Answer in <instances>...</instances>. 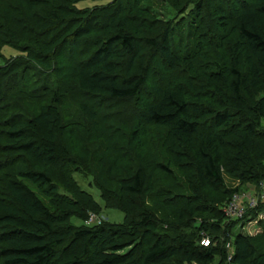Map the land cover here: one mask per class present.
<instances>
[{"label":"trees","instance_id":"1","mask_svg":"<svg viewBox=\"0 0 264 264\" xmlns=\"http://www.w3.org/2000/svg\"><path fill=\"white\" fill-rule=\"evenodd\" d=\"M79 1L0 0V138L5 141L0 151L11 155L6 160L13 169L0 173V264H212L225 259L228 243L231 264H264V220L244 222L243 232L222 210L238 191L226 185L224 173L241 182L264 178V0H165L174 15L159 28L157 17H147L150 12L136 14L141 0L131 5L135 15L124 13L128 6L121 0L91 11L77 7ZM40 3L44 7L38 9ZM177 14L189 16L188 29L196 27L197 18L210 22L216 28L211 41L204 37L183 53ZM203 44L214 48L209 64L202 62L209 69L187 75L192 59L206 53ZM4 46L23 56L5 58ZM223 49L228 60L218 54ZM28 63L43 70L38 87L25 81ZM160 70L186 80H153L151 74ZM70 81L76 95L90 100L80 111L93 127L99 109L126 100L135 101L122 116L134 124L127 143L141 148L147 126H164L173 158L156 169L179 181L181 166L189 162L185 183L177 186L181 192L168 195L171 191L161 186L165 195L159 202L144 164L122 168L118 197L122 201L123 193L131 194L139 204L127 208L100 184L106 203L122 204L126 217L120 224L87 223L89 210L98 205L67 182L65 190L79 196L69 198L54 182L80 163L78 155V161L71 159L75 132L65 129L59 109ZM19 98L42 103L27 112ZM15 107L20 111H12ZM117 113L114 108L105 114ZM28 129L41 151L24 140ZM56 151L65 158L60 163ZM166 199L175 206L166 208ZM258 210L264 214V202ZM73 217L81 223H73ZM79 242V255L64 253Z\"/></svg>","mask_w":264,"mask_h":264},{"label":"rangeland","instance_id":"2","mask_svg":"<svg viewBox=\"0 0 264 264\" xmlns=\"http://www.w3.org/2000/svg\"><path fill=\"white\" fill-rule=\"evenodd\" d=\"M113 0H81L79 2H75L77 7L83 8L88 7V11H91V8H97V7H105L108 3L112 2ZM125 5H127V9L124 13L135 15V12L132 9V4L135 0H121ZM128 1V2H127ZM129 4V5H128ZM109 5V4H108ZM137 5V10H139L141 13L137 12V15H140L141 17H144V13H149L147 17L150 19H153L154 17H157L156 20V26L157 28L161 27L163 25V21L169 19V15H174V13L169 11L166 8V2L165 0H141ZM206 5H208L206 3ZM44 7L43 4L40 3V7ZM93 8V9H94ZM224 8L226 10H229V6L227 3L224 4ZM207 10L205 11L206 15ZM204 14V13H203ZM183 14H177L176 17L179 19L178 25L183 28L180 35L183 36L182 40V48L183 53H186L187 50L190 47H195L199 42H202L204 37L205 41L206 39L211 41L212 37L211 34H213L216 31L215 26H213L210 22L205 24L204 22H201V18L199 20L198 24L194 28L188 29V24L190 22L189 16H185L184 18L182 16ZM95 35L98 32H94ZM179 34V33H178ZM209 35V36H206ZM209 38V39H208ZM22 44L26 42V44L29 42L28 40L24 42V40H21ZM205 43V42H203ZM211 43V42H210ZM25 44V45H26ZM213 46V43H211ZM209 45H205L206 47V53L203 57L196 56L192 59V69L187 75H193L192 71H197L199 73H203L204 70H208L210 66H204L202 65V62L208 63L211 61L208 58V54H210L211 51H213V47H209ZM202 45V46H203ZM1 53L5 58H9L11 56H15L14 58L22 57L23 54L19 52L18 50H15L14 48H11L9 46H4L1 50ZM219 55H221L226 60L229 59L228 52L223 49V51L218 52ZM13 59V58H11ZM208 59V60H207ZM4 63V60L2 57H0V65ZM207 64V65H208ZM185 74V72H184ZM23 75L25 78L26 83H29L30 85H33L34 87H38V83H40L43 79V70L35 66L34 64H26V67L23 71ZM199 75V74H196ZM151 77L153 80H160L161 78H165L166 81H169L170 83H177V82H183L186 79L182 77H178L175 73H169L167 72H160L151 74ZM74 81H70L68 84L67 89V96L64 98L63 102L60 105V111L62 115V119L65 122L64 126L65 129L71 128L75 132V142H76V148L73 150L75 154L71 159L74 161H78L75 155L79 156L80 163H78L77 166H75L71 172L66 174H60L59 177L54 178L55 184L58 185L59 190L61 192L65 191L68 193L69 198H74L77 200L79 196H76L73 192H67L65 190V183L68 185H72L74 189H77L79 191L87 193L91 199L98 205L95 210H89L88 212V218L91 216L98 217L100 219H104L105 221L112 223V224H120L124 221L126 214L123 212V205L118 204L117 202H124L127 204H131L130 206L134 207L139 204L140 199L137 198L134 195L127 194V193H121L122 194V201L120 200V197H118V194L120 192L118 183L116 182L118 172H120L123 169L131 168L133 169L135 166L144 164L146 167L147 174L150 178L151 182V188L152 191L156 194H160V196L157 197V200L162 201L165 195V192L160 193V187H166L171 192L168 195L175 194L178 192H181V190L178 189V183H185L184 180L186 179V175H188L191 166L189 165V162H184L181 166L182 170V180H175L171 175H165L161 171L156 169V165L161 162L162 160H167L170 158H173V152L170 149V145L165 141V130L166 128L164 126L160 125H154V126H147L145 135L143 136V145L141 148L135 147L134 142H128L129 139V133L131 131V128L134 124L130 122L129 118L124 119L122 116L125 114L127 115L132 111L133 105L135 101H118L117 106L110 108H104L99 109L97 112L98 116L96 120L94 121L95 125L94 127L90 123L86 116L80 111V104L81 103H91L89 99L84 98L83 96H78L75 94L74 89ZM193 91V90H192ZM145 92H149V88L145 89ZM145 94V93H144ZM19 102L22 104L21 107L25 109V111H29L33 109L34 107L39 106L42 103V100H37L34 98H29L26 101H22V99L19 98ZM116 109L119 111L117 114H113V117H111V114H105L110 113L113 109ZM19 108L15 107L12 111H18ZM20 111V110H19ZM103 112V114H102ZM121 113L120 117H117L118 114ZM115 115V116H114ZM122 118V119H121ZM131 118V116H130ZM93 131H95V134H97L95 137L93 136ZM32 134V129H28V132L25 133V141L32 140L31 143V149L36 150L37 152L41 151L42 145L39 142H34L32 138L34 136ZM31 135V136H30ZM92 137V138H91ZM24 142V141H23ZM5 144L4 139L0 138V146H3ZM87 144V146H85ZM86 147H88L86 149ZM29 150V148H28ZM81 150V151H80ZM22 151V153H25L23 150H17ZM39 154V153H38ZM11 156L7 152H5L4 148L0 151V163H2V166L0 167V173L3 172H12L13 169L10 167V163L8 160H6V157ZM38 157H43V155H39ZM94 157V158H93ZM55 158L59 163L65 159L63 158L60 153H57ZM75 158V159H74ZM117 162V163H115ZM10 164V165H9ZM9 165V166H8ZM14 167L18 168L20 165L18 162H15ZM12 166V167H13ZM10 167V168H8ZM117 168V169H115ZM123 168V169H122ZM110 169V170H108ZM224 179L226 185L230 189H237L241 194H245L247 198H257L258 192L261 187V181L258 183L254 182H241L238 178L234 177L233 175H229L227 173H224ZM100 184L105 188L113 191V193H110V198L115 199L117 202L113 201L111 199L106 201L103 199V192L101 191ZM184 185V184H183ZM103 189V188H102ZM39 197L40 194L36 193ZM109 196V195H108ZM172 197V196H170ZM169 197V198H170ZM245 197V198H246ZM44 199V198H43ZM109 199V198H108ZM241 199L244 200V198ZM251 200V199H250ZM163 202V201H162ZM226 203V202H225ZM110 204L111 206H109ZM166 208L175 206L176 202L172 199H166L164 200V203ZM125 205V204H124ZM169 205V206H168ZM171 205V206H170ZM224 205V204H223ZM129 205H127V208H130ZM125 207V206H124ZM165 207V206H164ZM200 219L197 218V221ZM264 220V218H262ZM71 221L75 224H80L81 221L76 219L75 217L71 218ZM238 227V225L236 226ZM230 247V244H229ZM229 247L226 248V256L223 261L220 260V257H217L213 264H230V262L227 260L228 257V250ZM82 252V242H79L77 244H74L70 246L66 252H64L67 256H76L79 255Z\"/></svg>","mask_w":264,"mask_h":264},{"label":"built area","instance_id":"3","mask_svg":"<svg viewBox=\"0 0 264 264\" xmlns=\"http://www.w3.org/2000/svg\"><path fill=\"white\" fill-rule=\"evenodd\" d=\"M260 183H261V187L259 189L257 198H247L245 194H241L242 198H244L243 200L241 199L240 192L236 191L233 193L229 201H227L222 207V210L224 211L226 217L229 220H237L238 227L243 232H245L244 222L252 220L253 217L264 218L263 212L258 210L259 204L264 202V178L261 180ZM101 220L102 219L98 217L91 216L87 219V223H92L93 221L100 223ZM209 241L210 239L208 237L202 239V243L204 245L209 244ZM229 244L230 243L227 244L226 248L229 247ZM227 253H228L227 260L231 262V257L233 254L232 244H230Z\"/></svg>","mask_w":264,"mask_h":264}]
</instances>
